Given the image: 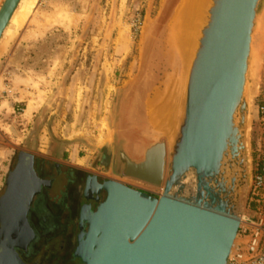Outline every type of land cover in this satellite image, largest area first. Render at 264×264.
<instances>
[{
	"label": "rangeland",
	"instance_id": "1",
	"mask_svg": "<svg viewBox=\"0 0 264 264\" xmlns=\"http://www.w3.org/2000/svg\"><path fill=\"white\" fill-rule=\"evenodd\" d=\"M179 1L37 0L20 29L2 34L0 192L16 156L23 151L83 175L145 188L154 196L160 194L159 187L123 176L120 154L139 160L151 143L168 142L166 132L156 127L150 116L167 96L157 106L151 107L150 102L182 78V73L186 75L189 62L184 70L171 54L170 28ZM262 78L264 0L246 90L250 156L254 101ZM31 101L36 108L26 116L24 109ZM73 153L80 156L78 166L71 165ZM249 188L250 181L243 213ZM255 208L246 212L255 216Z\"/></svg>",
	"mask_w": 264,
	"mask_h": 264
},
{
	"label": "water",
	"instance_id": "2",
	"mask_svg": "<svg viewBox=\"0 0 264 264\" xmlns=\"http://www.w3.org/2000/svg\"><path fill=\"white\" fill-rule=\"evenodd\" d=\"M262 0H211L186 70L180 116L167 144L151 143L141 159L125 153L122 175L159 187L158 196L107 179L94 209L83 204L74 255L83 264H225L251 178L246 95ZM19 0L0 6V38ZM33 156L21 151L5 178L0 217L23 201ZM15 216V215H14ZM13 217V216H12ZM14 218V217H13ZM13 233L5 238L14 240ZM1 264V263H0Z\"/></svg>",
	"mask_w": 264,
	"mask_h": 264
},
{
	"label": "flooded vegetation",
	"instance_id": "3",
	"mask_svg": "<svg viewBox=\"0 0 264 264\" xmlns=\"http://www.w3.org/2000/svg\"><path fill=\"white\" fill-rule=\"evenodd\" d=\"M32 156L31 171L27 167L23 170V176L29 177L24 191L32 194L31 200L27 204L20 202L19 212L9 214L14 218L0 217V263L83 264L74 255L81 206L88 204L94 209L98 203L95 198L98 196L101 201L105 193L96 195V185L90 181L88 189L92 196L87 199L84 192L87 174ZM17 161L18 155L15 164ZM103 181L97 177L98 183ZM4 191L5 187L0 197ZM10 233L17 237L5 238Z\"/></svg>",
	"mask_w": 264,
	"mask_h": 264
},
{
	"label": "bare ground",
	"instance_id": "4",
	"mask_svg": "<svg viewBox=\"0 0 264 264\" xmlns=\"http://www.w3.org/2000/svg\"><path fill=\"white\" fill-rule=\"evenodd\" d=\"M36 2L37 0H19V3L9 21V25L14 28L9 27L8 25L5 28L3 35L10 33V31L16 32L20 29L26 19H28L33 12ZM210 4L211 0H180L179 4H177L174 9V14L172 13L173 20L170 28V37L172 39V59L174 63H178V66L181 64L182 69L184 70L186 68V64L191 59L197 39L200 35L201 27L205 23ZM184 78L185 75L182 73V78H179L177 82L172 84V86L165 91V93L162 92L163 94H157L154 100L150 102L151 107H154L155 105L157 106V102H159L158 104H161L164 97L167 96L165 102L159 110H153L150 112V116L152 118V123L156 125V127L158 126L161 128L164 133L166 132L168 138L172 137L174 133L173 128L176 129V127H174V119L178 117L176 114H179L178 109L181 103L179 102L181 94L180 89H182ZM182 91L184 90L182 89ZM35 108V103L33 101L29 102L24 109V114L26 116H30ZM242 216L243 215H241L240 218Z\"/></svg>",
	"mask_w": 264,
	"mask_h": 264
},
{
	"label": "built area",
	"instance_id": "5",
	"mask_svg": "<svg viewBox=\"0 0 264 264\" xmlns=\"http://www.w3.org/2000/svg\"><path fill=\"white\" fill-rule=\"evenodd\" d=\"M251 178L247 208L239 219L236 237L225 264H264V78L257 86L252 119Z\"/></svg>",
	"mask_w": 264,
	"mask_h": 264
},
{
	"label": "crops",
	"instance_id": "6",
	"mask_svg": "<svg viewBox=\"0 0 264 264\" xmlns=\"http://www.w3.org/2000/svg\"><path fill=\"white\" fill-rule=\"evenodd\" d=\"M138 148H139V147H138ZM133 150H134V152L139 153V149H136L135 147H133ZM71 160H72V163H71L72 166H78V165H79V160H80V156H79V154L73 153V154L71 155ZM128 185H129V184H128ZM131 186H133V185H131ZM133 187H137V186H133ZM138 188H141V187H138ZM141 189H144V190H146L149 194H151V192H150L148 189H145V188H141Z\"/></svg>",
	"mask_w": 264,
	"mask_h": 264
}]
</instances>
